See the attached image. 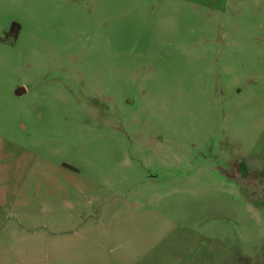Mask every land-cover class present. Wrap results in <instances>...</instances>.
I'll return each mask as SVG.
<instances>
[{"label": "rangeland", "instance_id": "rangeland-1", "mask_svg": "<svg viewBox=\"0 0 264 264\" xmlns=\"http://www.w3.org/2000/svg\"><path fill=\"white\" fill-rule=\"evenodd\" d=\"M0 264H264V0H0Z\"/></svg>", "mask_w": 264, "mask_h": 264}, {"label": "trees", "instance_id": "trees-1", "mask_svg": "<svg viewBox=\"0 0 264 264\" xmlns=\"http://www.w3.org/2000/svg\"><path fill=\"white\" fill-rule=\"evenodd\" d=\"M18 29H19V26L17 24H12L10 28V33H13L14 35H16L18 33Z\"/></svg>", "mask_w": 264, "mask_h": 264}]
</instances>
